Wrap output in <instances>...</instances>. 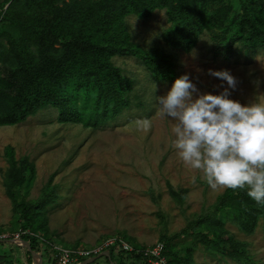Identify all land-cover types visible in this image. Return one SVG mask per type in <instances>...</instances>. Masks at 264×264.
Returning <instances> with one entry per match:
<instances>
[{
  "label": "rangeland",
  "instance_id": "1",
  "mask_svg": "<svg viewBox=\"0 0 264 264\" xmlns=\"http://www.w3.org/2000/svg\"><path fill=\"white\" fill-rule=\"evenodd\" d=\"M40 1L0 0V76L12 69L13 43L28 35L24 23L51 16L62 5L61 0ZM93 2L83 4L92 8ZM228 2L231 15L237 0ZM196 4L202 18L215 11L217 0ZM48 6L53 9L46 11ZM123 20L130 41L150 55L168 59L174 79L160 78L134 56H113V64L131 82L129 106L113 118L93 124L96 114L90 101L80 120H61L58 108L47 106L23 121L0 124V236L11 238L21 230L19 206L12 203L5 184L13 160L17 167H26V181L14 188L18 203L43 200L37 210L39 229L21 230L48 240L40 264L48 263L53 246L85 248L108 237L139 246L173 237L169 248L180 258L178 264H264V204L249 230L236 220L222 219L218 246L197 235L206 231L205 224L178 235L225 188L212 189L201 172L180 159L174 147L175 121L162 116L156 103V96L165 95L184 73L200 92L219 94L227 84L210 76L208 69L228 70L237 78L231 99L264 103V50L244 53L238 43L226 49L218 28L200 31L189 51L171 47L162 35L172 25L165 8H155L145 17L129 13ZM171 190L182 192V198L176 199ZM234 247L240 254L231 253ZM1 255L12 256L8 242L0 243Z\"/></svg>",
  "mask_w": 264,
  "mask_h": 264
},
{
  "label": "trees",
  "instance_id": "2",
  "mask_svg": "<svg viewBox=\"0 0 264 264\" xmlns=\"http://www.w3.org/2000/svg\"><path fill=\"white\" fill-rule=\"evenodd\" d=\"M41 1L53 3L52 0ZM61 1L62 5L54 8L53 15L25 22L28 35L13 43L12 69L6 76H0V124L23 121L47 106L58 108L61 120H80L82 110L87 109L90 101L96 114L91 117L93 124L113 118L129 106L131 89V82L111 61L113 56H134L160 78L173 80L167 58L150 55L130 41L123 23L129 13L145 17L155 8H165L172 25L163 32V39L169 46L184 51L191 50L198 33L206 28H218L219 40L226 49L238 43L244 53L264 50V0H237L231 15L230 2L217 0L215 11L206 12L202 18L196 0H94L90 3L92 8L85 7V0ZM52 9L48 6L46 11ZM31 45H35V50ZM25 168L9 161L5 184L12 203L19 206L20 229L36 232L40 226L37 210L43 200L35 204L18 203L14 193V188L26 181ZM171 194L176 199L182 198V192L171 190ZM261 213V205L247 195L246 189L225 188L206 212L188 222L178 235L188 234L189 228L205 224L206 231H198L197 235L202 242L218 246L224 232L222 219L236 220L249 230ZM172 239L168 237L163 241V254L168 264H178L180 258L169 248ZM20 240L28 243L29 248L15 241H5L12 249V256L1 255L0 264H34L35 259L41 263L40 251L48 248L44 242L48 240L32 232L21 234ZM131 245L135 249L143 247ZM107 250L109 257L100 256L93 264H149L134 251H115L113 246ZM231 253L237 255L240 250L234 247ZM82 260L85 259H78Z\"/></svg>",
  "mask_w": 264,
  "mask_h": 264
},
{
  "label": "clouds",
  "instance_id": "3",
  "mask_svg": "<svg viewBox=\"0 0 264 264\" xmlns=\"http://www.w3.org/2000/svg\"><path fill=\"white\" fill-rule=\"evenodd\" d=\"M207 71L227 87L219 94L200 92L184 73L165 95L156 96L159 112L175 121L174 147L180 159L201 172L212 189H246L264 204V103L231 99L237 78L228 70Z\"/></svg>",
  "mask_w": 264,
  "mask_h": 264
},
{
  "label": "built area",
  "instance_id": "4",
  "mask_svg": "<svg viewBox=\"0 0 264 264\" xmlns=\"http://www.w3.org/2000/svg\"><path fill=\"white\" fill-rule=\"evenodd\" d=\"M21 232L22 231L19 230L18 232L12 234L11 238H6V235L3 234L0 236V239L4 241L11 239L12 241L20 242ZM111 246H113L115 251H134L135 253H139L147 260L149 264H168L167 259L163 254V242L157 241L154 244L135 249L131 244H129L121 237H108L95 246L85 248H68L56 245L53 246V249L50 253V257H48L47 260H49L50 262H54L55 264H79L84 260L78 261V259H87L96 256L102 253L103 251H108L107 248ZM40 252L43 253L44 249H42ZM93 262L88 264H93ZM112 263L114 264V262Z\"/></svg>",
  "mask_w": 264,
  "mask_h": 264
},
{
  "label": "water",
  "instance_id": "5",
  "mask_svg": "<svg viewBox=\"0 0 264 264\" xmlns=\"http://www.w3.org/2000/svg\"><path fill=\"white\" fill-rule=\"evenodd\" d=\"M3 241H4V240H1V239H0V243L3 242ZM16 243H17V244H21V245L26 246L27 248H29L28 243H26L25 241H20V242H16ZM103 255L109 257V253H108V251H103L102 253H100V254H98V255H96V256H93V257L87 258V259H85L84 261H82V262L79 263V264H88V263H91V262H93L94 260H96L97 258H99L100 256H103ZM32 257L35 258V255L33 254ZM34 264H40V263L35 259ZM111 264H113V263L111 262Z\"/></svg>",
  "mask_w": 264,
  "mask_h": 264
}]
</instances>
